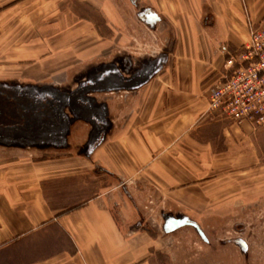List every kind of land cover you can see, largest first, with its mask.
<instances>
[{
	"label": "crops",
	"instance_id": "0c3cea01",
	"mask_svg": "<svg viewBox=\"0 0 264 264\" xmlns=\"http://www.w3.org/2000/svg\"><path fill=\"white\" fill-rule=\"evenodd\" d=\"M121 1L107 6L111 28L109 19L99 27L72 8L64 15L91 23L93 36L111 37L119 48L128 38L130 51L166 32L170 60L141 88L100 95L94 105L106 113L94 116L103 122L98 127L72 116L64 146L0 139V264H158L170 234L167 210L181 215L178 207L188 203L196 214L197 198L217 196L225 186L210 187L227 176L264 173V126L234 123L208 104L226 57L248 41L250 27H264V0H138L160 15L155 28L131 0ZM40 43L0 45V60L8 62L0 68L34 66L51 51H39ZM15 72L0 80L58 88ZM148 207L165 215L161 227Z\"/></svg>",
	"mask_w": 264,
	"mask_h": 264
},
{
	"label": "rangeland",
	"instance_id": "374dc122",
	"mask_svg": "<svg viewBox=\"0 0 264 264\" xmlns=\"http://www.w3.org/2000/svg\"><path fill=\"white\" fill-rule=\"evenodd\" d=\"M46 1L38 0L39 4L35 5L34 0H0V45L4 43L6 45L9 42L12 44L15 41L20 45H23L24 42L29 45V43L33 44L34 39H37L41 41L39 51L47 50L45 45L48 46V51L51 49L50 53L44 55L43 59L34 66L22 70L7 66L4 69L0 68V78L5 77L1 74L20 71L15 73L21 74V77L24 78L33 77L39 83L54 82L56 87H65L72 84L73 79L88 67L111 61L116 50L121 48L114 45L116 41L111 37L102 39L96 35L93 36L94 28L91 23L77 22L75 16L70 12L66 15L64 12L66 8H72L79 13L82 11L94 18V23L97 24L96 21H98L99 27L103 25L107 27V23H109L107 19H109L111 28L113 13L110 14L111 16L106 13L107 6L112 4L111 6L115 9L119 1L121 4L123 1ZM99 10H104V18L98 12ZM114 18L118 19L115 15ZM133 19L135 20L134 16ZM143 27L147 29L146 26ZM162 29L161 25L160 30ZM167 34L164 32L160 37L158 36V42L152 41L156 38L139 40L140 43L136 48H140L138 51L141 52H151L154 49L158 52L164 47V44L169 46L168 38L166 39ZM127 40L129 39L122 40L121 49L123 52L130 51L128 47L131 43H128ZM39 57L42 56L39 55ZM7 63L5 59L0 60V64ZM217 73L215 72V74ZM29 152L42 157L51 156L56 151ZM220 184H223L226 189L219 190L217 196L197 198L202 206L199 207L200 210L196 214L192 211L194 206L188 203L184 208L178 207L191 213L185 212L181 215L189 216L195 221L198 220L208 242L201 238L195 228L181 227L166 236L165 243L167 245L163 249L165 252L161 253L166 256L159 258L158 264H264V173L263 175L250 174L248 176L234 173L232 176H227L223 183L211 186L210 190L219 189ZM221 200L223 201L219 203ZM206 203L209 207L215 203L218 206L216 212H206L205 210H209V208H204ZM212 209L211 207L210 210ZM147 210L148 216L152 220L157 219L159 227H161L165 215L157 213L155 209L149 207ZM194 211L196 210L194 209ZM166 214L181 216L170 212V210H167ZM236 238H241L247 243L248 250L246 252L233 242Z\"/></svg>",
	"mask_w": 264,
	"mask_h": 264
},
{
	"label": "flooded vegetation",
	"instance_id": "af4514ba",
	"mask_svg": "<svg viewBox=\"0 0 264 264\" xmlns=\"http://www.w3.org/2000/svg\"><path fill=\"white\" fill-rule=\"evenodd\" d=\"M131 1L138 8V17H142L145 19V21L147 20L146 15L149 12H154L146 5L139 4L138 0ZM160 21L161 17L160 20L157 21L152 27L155 28ZM173 46L174 43L170 41L169 46L162 47L158 52L155 51V49L151 50V52H141L138 51L140 48L136 47L133 48L132 51L126 53H123L121 50H116V53H114L111 61L106 63L102 62L98 65L95 64L88 67L83 73L77 75L73 79L72 84H68L65 87H58V89L75 94L77 97H79V101L84 105H90L91 103L94 104L100 95H115L118 97L122 92H132L133 90H137L148 84L153 78L160 74L163 66L170 60L171 52L169 48H172ZM156 63H159V69H156L154 72H152L148 80L141 84V86L138 88L114 89L112 91H94L89 89V87L96 81L98 76H106L107 72L111 71L118 73L124 81L134 82L136 78L144 74L146 70L149 72L152 71L149 70V67ZM46 86L52 87L49 85ZM35 88L51 89L45 88V85L42 87H37L31 83L29 84L17 81L0 80V139L5 140L8 143L18 145H51L54 143L53 138L55 133L50 114L53 112L55 105L52 103V101H50L51 96H48L41 102L32 99L33 95L29 94L27 91ZM36 103H40L42 108L40 105L37 109L35 107ZM36 111L45 112V115L49 114L50 118L49 121H47L46 127L43 128L42 126H38L40 121H36V115H38ZM63 112L67 115V117L68 115L71 117V119H69L71 126L76 121V119H73L75 116L71 107L66 106ZM96 115L101 116L99 113ZM99 116H97L98 119L94 118L96 124L98 125L99 121H101ZM171 217L178 216L167 215L166 218ZM239 239L241 238H236L233 240V242H235L236 245H238L243 251L242 247L239 245Z\"/></svg>",
	"mask_w": 264,
	"mask_h": 264
},
{
	"label": "built area",
	"instance_id": "2783aa9c",
	"mask_svg": "<svg viewBox=\"0 0 264 264\" xmlns=\"http://www.w3.org/2000/svg\"><path fill=\"white\" fill-rule=\"evenodd\" d=\"M208 104L209 111L234 123L264 126V27H250L248 41L226 57Z\"/></svg>",
	"mask_w": 264,
	"mask_h": 264
},
{
	"label": "water",
	"instance_id": "95a60500",
	"mask_svg": "<svg viewBox=\"0 0 264 264\" xmlns=\"http://www.w3.org/2000/svg\"><path fill=\"white\" fill-rule=\"evenodd\" d=\"M146 18V22L151 26H153L157 21L160 20V16L157 12H149L146 15ZM156 69H159V63H156L153 66L149 67V70L152 71L149 72L146 70L144 74L138 76V78H136L134 82L124 81L118 73H115L113 71L107 72L106 76H98L96 81L89 87V89H92L94 91H112L114 89L138 88L141 86V84L148 80L150 74ZM45 88L51 89L35 88L28 90L27 92L33 95L32 99H35L39 102L46 99L48 96H51V100H49L52 101V103L55 105V108L53 109V112L50 114V116L52 118L55 133L53 142L56 145H65L66 133L68 132L70 126V120L68 119L67 115L63 112L66 106L71 107L72 112L77 119H88L91 120L95 125L96 122L94 120V116H96L98 112H100L101 115L106 113V111L104 110V105L98 106L92 103L90 105H84L82 102L79 101V97H77L75 94L61 91L58 88H52L48 86H45ZM40 105V103H36L35 107L38 109ZM40 107L42 108V105ZM36 112L38 114H35L37 117L36 121H40V124L38 126H42L43 128L46 127L47 121H49L50 118L49 114L45 115V112L42 111ZM96 126L98 127L99 125L97 124ZM165 222L166 224H164V229L167 233H171L184 226H192L195 228L201 238L204 241L208 242V238L203 229L201 228L200 224L197 221L192 220L188 216L165 218ZM238 242L239 245L242 247L243 251L247 250L248 245L243 239H239Z\"/></svg>",
	"mask_w": 264,
	"mask_h": 264
}]
</instances>
